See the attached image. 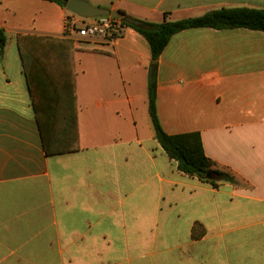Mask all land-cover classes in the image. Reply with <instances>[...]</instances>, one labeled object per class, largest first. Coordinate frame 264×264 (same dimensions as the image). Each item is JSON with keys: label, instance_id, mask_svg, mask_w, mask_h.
Here are the masks:
<instances>
[{"label": "crops", "instance_id": "0c3cea01", "mask_svg": "<svg viewBox=\"0 0 264 264\" xmlns=\"http://www.w3.org/2000/svg\"><path fill=\"white\" fill-rule=\"evenodd\" d=\"M83 1L156 24L222 8L264 11V0ZM5 2L0 264H264V32L186 30L156 62L161 125L169 135L200 133L207 157L235 180L215 189L180 172L155 139L148 76L156 64L125 26L115 39L76 44L79 138L49 155L17 36H61L69 11ZM18 5L36 6V18L26 23Z\"/></svg>", "mask_w": 264, "mask_h": 264}, {"label": "trees", "instance_id": "16d2710c", "mask_svg": "<svg viewBox=\"0 0 264 264\" xmlns=\"http://www.w3.org/2000/svg\"><path fill=\"white\" fill-rule=\"evenodd\" d=\"M66 8L69 0H46ZM131 19L136 23H129ZM122 20L125 27L135 30L148 43L152 59L158 61L171 39L186 30L212 28L216 30L249 29L264 32V11L251 8H222L204 16L156 24L132 17ZM6 35L0 31V57L6 47ZM17 45L23 72L40 127L44 148L49 155L70 151L79 138L76 90V53L82 49L65 37L19 34ZM85 52L112 55L100 49ZM158 65L150 67L148 76L149 114L155 139L168 157L175 161L184 175L195 177L218 189L223 183H235L233 177L220 170L207 157L200 133L167 134L157 113Z\"/></svg>", "mask_w": 264, "mask_h": 264}, {"label": "built area", "instance_id": "2783aa9c", "mask_svg": "<svg viewBox=\"0 0 264 264\" xmlns=\"http://www.w3.org/2000/svg\"><path fill=\"white\" fill-rule=\"evenodd\" d=\"M76 17H80L74 14ZM78 20L83 23V26H78L74 29L76 22H73L72 29L82 38H96V39H115L122 35L124 25L121 19H115L110 16L97 18H83Z\"/></svg>", "mask_w": 264, "mask_h": 264}, {"label": "rangeland", "instance_id": "374dc122", "mask_svg": "<svg viewBox=\"0 0 264 264\" xmlns=\"http://www.w3.org/2000/svg\"><path fill=\"white\" fill-rule=\"evenodd\" d=\"M3 1H6L5 4L8 2V0H0V3H2ZM18 10L21 17L26 20V23H29L33 18H36L37 16L36 13L38 8L34 5H29L27 7H22L21 5H18ZM78 20H83V19L80 17H76L73 13L69 12V16L65 20V29L63 35L61 36L53 35L52 37H65L73 40L75 42V45L79 44L80 46H84L85 43H90L91 41H97L95 40L96 38H89V39L82 38L77 34L76 31H73L72 25L74 21L76 22V25L74 26L75 30L77 29L78 26H83V23L79 22ZM28 34L42 35L43 33H38V32L35 33L34 31H30V33ZM152 131H154L153 127H152Z\"/></svg>", "mask_w": 264, "mask_h": 264}, {"label": "water", "instance_id": "95a60500", "mask_svg": "<svg viewBox=\"0 0 264 264\" xmlns=\"http://www.w3.org/2000/svg\"><path fill=\"white\" fill-rule=\"evenodd\" d=\"M66 9L70 13L76 14L83 18H97L110 16L115 19H126L124 13H122L121 11H109L106 9L97 8L83 0H69ZM126 20L129 23L138 24L137 22H134L131 19ZM153 64H156V61H153Z\"/></svg>", "mask_w": 264, "mask_h": 264}]
</instances>
